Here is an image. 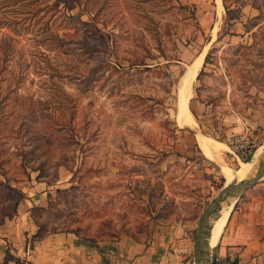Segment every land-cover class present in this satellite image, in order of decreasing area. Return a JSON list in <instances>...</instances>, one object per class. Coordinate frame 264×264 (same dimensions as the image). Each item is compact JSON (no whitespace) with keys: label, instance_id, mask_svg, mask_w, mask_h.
<instances>
[{"label":"rangeland","instance_id":"1","mask_svg":"<svg viewBox=\"0 0 264 264\" xmlns=\"http://www.w3.org/2000/svg\"><path fill=\"white\" fill-rule=\"evenodd\" d=\"M220 1L218 11L216 0H0V223L36 187L47 193L31 210L39 236L141 240L175 225L193 264L202 213L225 185L220 166L253 162L251 177L264 144L255 132L252 157L237 162L235 135L207 126L264 115V15L240 40L234 20L257 0ZM201 53L186 106L210 116L180 126L179 89ZM199 135L227 146L217 161ZM12 257L0 264H21Z\"/></svg>","mask_w":264,"mask_h":264},{"label":"crops","instance_id":"2","mask_svg":"<svg viewBox=\"0 0 264 264\" xmlns=\"http://www.w3.org/2000/svg\"><path fill=\"white\" fill-rule=\"evenodd\" d=\"M240 15L234 20L231 32H236L237 38L242 40L244 37L240 34L247 36L249 23L264 15V0L243 4ZM192 110L193 121L199 116H210L208 106L198 101L194 102ZM211 122L207 126L226 139L241 133L255 135L257 132L261 136L264 133V115L246 118L233 114L222 117L218 123ZM224 179L227 183L229 178ZM256 184L230 202L231 208L214 251L221 256L228 250L236 251L238 264H264V183ZM35 188L30 187L29 192L24 193L18 216L0 224V257L8 251L22 260V264H184L189 239L185 231L175 225H155L141 240L122 235L115 240L93 241L71 232H56L31 242L38 230L31 210L43 208L47 194Z\"/></svg>","mask_w":264,"mask_h":264},{"label":"bare ground","instance_id":"3","mask_svg":"<svg viewBox=\"0 0 264 264\" xmlns=\"http://www.w3.org/2000/svg\"><path fill=\"white\" fill-rule=\"evenodd\" d=\"M216 6L218 8V11L221 9V1L216 0ZM219 14V13H218ZM204 53H201L196 61L193 63L191 68L187 69L183 76L182 81V88L179 89V115L177 118L178 124L180 126H189L193 124V119L191 117L190 111L188 109V106H186V99L190 95L191 90V84L193 83V79L196 76V73L202 63L203 55ZM197 145L201 151V153L211 161H217L219 159V153L221 150L226 148V145L224 143H221L220 141L212 140L209 137L199 135L197 136ZM264 155V146H262L258 152L255 154L253 160L255 158H263ZM219 161V160H218ZM221 162V161H220ZM219 163V162H218ZM239 168L235 172V174H232L234 171L224 165L220 166L221 174L225 178H229L228 182H225L226 187H231L235 184H237L240 180L245 179L247 174H249L254 169V163L253 162H241L239 164ZM231 176V177H230ZM231 208V203L226 204L223 206L218 222L216 215L214 216L213 220L210 223V226L208 230L206 231V236L203 242V245L201 247V258L203 264H211L212 256L215 251V247L218 243L219 236L222 232L223 226L225 224L228 212Z\"/></svg>","mask_w":264,"mask_h":264},{"label":"water","instance_id":"4","mask_svg":"<svg viewBox=\"0 0 264 264\" xmlns=\"http://www.w3.org/2000/svg\"><path fill=\"white\" fill-rule=\"evenodd\" d=\"M192 86V84H191ZM190 86V87H191ZM264 146V144H263ZM264 176V155L262 161L259 163L255 174L251 177L239 181L237 184L226 187L223 186L219 193L212 198L206 205L205 210L200 218L193 247V264H203L201 258V247L203 245L207 228L210 226V218L215 216L219 209L226 204L232 202L247 188L254 186ZM227 200H231L227 202Z\"/></svg>","mask_w":264,"mask_h":264},{"label":"built area","instance_id":"5","mask_svg":"<svg viewBox=\"0 0 264 264\" xmlns=\"http://www.w3.org/2000/svg\"><path fill=\"white\" fill-rule=\"evenodd\" d=\"M250 133H241L234 136L229 148L230 154L239 162L252 157V143ZM211 264H238V255L234 250H228L223 256L213 254Z\"/></svg>","mask_w":264,"mask_h":264},{"label":"trees","instance_id":"6","mask_svg":"<svg viewBox=\"0 0 264 264\" xmlns=\"http://www.w3.org/2000/svg\"><path fill=\"white\" fill-rule=\"evenodd\" d=\"M0 21H1V19H0ZM1 224V223H0ZM75 235H78V234H76L75 232H73ZM40 236L38 235V233L36 232V234L35 235H33L32 236V238L31 239H34V238H39ZM7 256H10V257H12L10 254H9V252L8 251H5V253H4V258H3V263H6V262H8V261H10V260H7ZM13 258V257H12ZM15 262L16 263H19L18 262V259L17 260H15ZM22 264V263H21Z\"/></svg>","mask_w":264,"mask_h":264}]
</instances>
